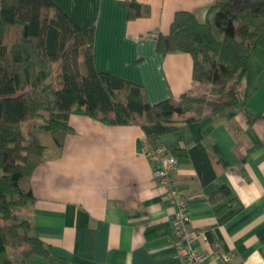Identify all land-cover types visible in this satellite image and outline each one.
Here are the masks:
<instances>
[{"label": "crops", "instance_id": "0c3cea01", "mask_svg": "<svg viewBox=\"0 0 264 264\" xmlns=\"http://www.w3.org/2000/svg\"><path fill=\"white\" fill-rule=\"evenodd\" d=\"M51 1L80 28L94 27L96 70L139 85L150 104L208 93L192 79L191 56L160 54L155 40L168 34L178 11L205 22L215 0H135L150 15L133 20L129 0ZM242 90L241 105L179 123L160 138L177 160L174 186L187 201L189 227L210 239L195 241L204 264H264L261 48L251 54ZM68 127L61 147L45 140L30 178L34 201L18 215L50 251L32 264H183L171 229L174 210L153 178L142 129L80 115H70ZM223 187L227 193L219 192Z\"/></svg>", "mask_w": 264, "mask_h": 264}, {"label": "trees", "instance_id": "16d2710c", "mask_svg": "<svg viewBox=\"0 0 264 264\" xmlns=\"http://www.w3.org/2000/svg\"><path fill=\"white\" fill-rule=\"evenodd\" d=\"M125 5L130 20L150 15L135 0ZM93 39V26L80 28L51 0H0V264L50 253L18 210L34 201L30 178L45 140L61 147L70 115L139 126L155 148L179 123L241 105L251 54L264 50V0H215L203 23L178 11L168 34L156 37L158 53L191 56L192 79L210 86L201 96L150 104L139 85L96 70Z\"/></svg>", "mask_w": 264, "mask_h": 264}, {"label": "built area", "instance_id": "2783aa9c", "mask_svg": "<svg viewBox=\"0 0 264 264\" xmlns=\"http://www.w3.org/2000/svg\"><path fill=\"white\" fill-rule=\"evenodd\" d=\"M148 161L154 164L153 178L162 191L163 198L174 210L171 222L172 234L176 240L177 257L183 264H204L205 257L195 248V241L202 238L209 242L203 231H193L189 227L187 201L174 186L173 175L177 168V160L164 147L152 148L146 153ZM214 247L215 244L211 243Z\"/></svg>", "mask_w": 264, "mask_h": 264}, {"label": "rangeland", "instance_id": "374dc122", "mask_svg": "<svg viewBox=\"0 0 264 264\" xmlns=\"http://www.w3.org/2000/svg\"><path fill=\"white\" fill-rule=\"evenodd\" d=\"M207 87H209L210 88V86L209 85H207ZM21 212H20V210H18V215L20 214Z\"/></svg>", "mask_w": 264, "mask_h": 264}]
</instances>
